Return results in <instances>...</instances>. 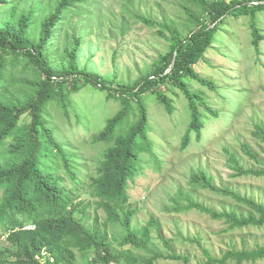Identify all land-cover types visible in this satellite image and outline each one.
<instances>
[{"label":"trees","instance_id":"1","mask_svg":"<svg viewBox=\"0 0 264 264\" xmlns=\"http://www.w3.org/2000/svg\"><path fill=\"white\" fill-rule=\"evenodd\" d=\"M97 2L0 0V264H155L161 258L188 263V257L174 252L169 240L161 237L154 217L142 227L131 225L137 209H130V183L148 164L161 168L156 148L159 134L150 120L147 100L153 99L173 115L175 106L167 91L178 90L187 102L180 148L201 141L206 124L222 114L212 98L225 101L229 93L220 90L217 78L199 73L195 66L202 61L212 67L206 54L219 48L230 17L248 18L250 44L259 53L264 30L258 16L264 13V0H186L185 31L170 21L134 14L144 24L158 26L156 34L167 42V49L130 82L113 65V72L104 74L80 63L82 35L77 32L89 23ZM190 5H196L198 13ZM125 31L121 22L119 34ZM116 53L117 49L112 63ZM191 80L201 87H192ZM83 89L104 92L106 99L119 105L101 128L82 140L96 151L101 148L93 165L71 138L57 131L60 124L55 121L56 116L69 120L72 115L75 124L86 126L80 121L82 108L73 101ZM227 90L233 93L234 87ZM240 95L233 103L227 101V124L240 107ZM251 134L264 142V125L255 123ZM240 149L258 162L248 144L241 143ZM224 150L234 176L264 178L263 167L245 168L233 152ZM188 184L189 191L205 190L228 198L245 211H216L186 197L182 190L168 211L194 209L230 230L264 227V204L231 187L215 185L203 169L191 172ZM181 198L186 201L180 202ZM92 206L93 221L87 223ZM98 209L106 214L103 223ZM115 226L118 229L113 231ZM152 228L169 247L165 257L149 244ZM204 253L203 264L256 263L264 261V244L253 242L248 247L243 238L240 247L231 244L220 256Z\"/></svg>","mask_w":264,"mask_h":264},{"label":"rangeland","instance_id":"2","mask_svg":"<svg viewBox=\"0 0 264 264\" xmlns=\"http://www.w3.org/2000/svg\"><path fill=\"white\" fill-rule=\"evenodd\" d=\"M96 9L89 18V23L79 28L77 34L82 35L80 43V63L88 69L100 73L111 74L112 65L118 70V75L124 81H132L139 74L145 72L148 65L159 53L167 49V42L157 34L158 26H148L137 19L134 14L150 17L152 20L170 21L175 27L182 28L183 4L186 0H97ZM198 13L196 5H190ZM124 10L125 13H122ZM259 26L264 30V13L258 16ZM125 23L124 35L119 34V25ZM99 23L103 26L99 28ZM227 34H220L219 48L209 50L206 56L211 60V66L200 61L195 67L203 75H212L218 79L220 90L229 93L217 103L221 106V116L211 119L204 128V135L198 143L192 142L182 150L179 139L184 131V111L186 100L179 95V91L168 92L169 99L175 106L173 115L165 110L153 99L147 100L150 120L159 134V144L156 145L157 158L161 160L160 170L148 164L143 172L130 183V209H137L131 220L133 227L146 225L150 217L157 220L161 237L168 241L170 248L183 256L188 257L187 264H203L207 257L204 251L211 256H220L229 249L231 244L238 247L242 239L248 247L253 242L264 244V227H250L242 230L228 229L222 221L211 219L197 210L168 211L174 205L175 195L182 190L186 197L203 203L216 211L237 210L245 211L234 201L222 198L205 190L189 191V174L197 168L206 171L217 186H228L240 195L250 197L264 204V178L253 176H234L235 171L227 162L225 148L233 152L239 163L245 168H264V142L252 136L255 123L264 125V41L260 52L257 53L250 44V29L248 18L230 17L224 26ZM117 49L116 60L112 63V53ZM219 52H218V51ZM189 84L200 88L197 81L191 80ZM234 87L233 93L227 88ZM73 101L82 108L79 112L80 121L86 124H75L76 119L71 115L56 116L55 121L60 124L57 131H63L66 138H71L74 147L82 156L92 164L101 148L96 151L83 139H88L91 133L103 125L106 118L118 108V102L106 99L104 92L83 89ZM89 92L88 94H82ZM240 95V107L227 124L229 105ZM57 114V112H53ZM25 121H29L25 117ZM68 121V124H66ZM165 139V142L162 141ZM194 139V137H192ZM241 143L248 144L256 154L258 162L246 157L241 149ZM93 165V164H92ZM88 171V170H87ZM85 173V170H84ZM89 173V172H88ZM90 174V173H89ZM85 197V196H83ZM180 202L186 200L181 198ZM100 223L106 220V214L97 210ZM94 207L87 211L86 222L93 221ZM115 226L112 230L116 231ZM150 238L154 249L165 257L170 252L163 241L158 237L155 228L150 230ZM188 239V240H187ZM195 239H199L196 242ZM124 264V263H121ZM155 264H183L182 261H173L161 258ZM229 264H234L230 262ZM244 264H264V261Z\"/></svg>","mask_w":264,"mask_h":264}]
</instances>
